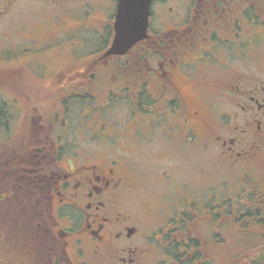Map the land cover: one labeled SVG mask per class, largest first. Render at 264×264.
Instances as JSON below:
<instances>
[{"label": "flooded vegetation", "instance_id": "af4514ba", "mask_svg": "<svg viewBox=\"0 0 264 264\" xmlns=\"http://www.w3.org/2000/svg\"><path fill=\"white\" fill-rule=\"evenodd\" d=\"M117 2L0 0V241L27 264H217L194 225L264 224V0H151L146 37L105 55ZM101 95L125 120L86 121Z\"/></svg>", "mask_w": 264, "mask_h": 264}, {"label": "rangeland", "instance_id": "374dc122", "mask_svg": "<svg viewBox=\"0 0 264 264\" xmlns=\"http://www.w3.org/2000/svg\"><path fill=\"white\" fill-rule=\"evenodd\" d=\"M99 14H101V13H98V15ZM84 52H85V50H84ZM86 58H87V56H85V58L83 56H81V61H82L81 63L85 64ZM1 67H2V65L0 64V68ZM4 68H6V67H4ZM18 74L22 77V74H24V73L18 72ZM106 78H109V79L111 78V73L109 71L106 72ZM31 80H35V78L34 79L32 78ZM30 83L31 82H29L31 90L35 91V87L33 86V84L31 85ZM104 98H105V96L101 95V97H97L96 99L92 98L91 101H88V102L83 104L84 107H86L87 109H89L91 111L90 114L86 117V119H87L86 121H89V120H91V118H93V116L91 114L94 112H96V115H101V114L104 115L105 120L108 123H111V122H115V123L119 122L120 123L123 120H125V116L123 113H125L127 105H125L122 102V99L119 97L113 98V99L107 101V103H108L107 105H104L103 104L105 101ZM96 101H98V104L96 103ZM90 103H92V104H90ZM96 104H97V106H95V108H93V105H96ZM74 108H75V113L72 114V121H75L76 125H78L77 120L79 119V117H78V115L80 113L79 108H82V107H81V105H76ZM75 118H76V120H75ZM14 119H17V116H15ZM107 127L109 128V125ZM9 132H12V134L17 133V134H14V139H20L21 135H23L24 131L23 130H9ZM71 134L75 135V134H77V132L75 130H73L72 132H70V135ZM15 143L19 144V142H15ZM122 148L125 152L130 151V152L135 154V159H136L135 164L138 165L139 167H141L142 169H145L144 167L146 165L143 166L142 163H140V162L146 161L148 155H151V157H152L155 153V151L152 150L151 148L146 149V152H145V148H144V153L146 154V155H144L143 152L141 153V151H140L141 148L135 144H124L122 146ZM112 153H114L113 150H112ZM194 153L195 152L192 150V154H194ZM188 154H189L188 155V157H189L188 164H189V162H190V164H193L195 160L199 159V157H194L195 154L193 156L192 155L190 156V153H188ZM204 159H205V157L202 158V160H204ZM148 164H152V163L148 160L147 165ZM230 183H231V187L235 186V184H233V180H231ZM194 190L196 191V189H194ZM224 190H226V192L229 193L228 194L229 196H232V195L236 196V193L239 192L241 189H224ZM242 190H244V189H242ZM211 201L212 200H208V202H211ZM255 207L258 208L257 206H255ZM215 228H216L215 225L207 226L204 224V226H199L196 224L193 226V232L195 233L196 236L200 237L201 240H203V242L206 245H208L207 249L209 250V253H211V255L216 257L217 264H225V262H226V264H232L233 261H230L231 257L229 256V254L236 255L237 252L232 251L231 253H228V251H227L228 238H229V235H231V233L228 231L229 228L226 225L224 226L222 237L220 236L221 230L218 229L220 231V235H219V231H218L217 232V236L219 235L218 239H217L218 242L214 243L213 241H211L210 236H212V231H214V234H215V231H216ZM252 232H256L257 234H264V224H256L252 228ZM2 233H3V231L1 230L0 231V240L3 237ZM215 239H216V236H215ZM9 241L10 242L7 241V244L9 247H7L6 250H7V252L11 251V253H8V255L11 254V256L14 257L13 258L14 261L11 263H8V264H25V263L27 264V245L23 244V243L20 244L19 242H14V240H9ZM5 248H6V246L2 245V243L0 241V250L4 251ZM221 249H222V251H221ZM225 250L227 251L226 253H225ZM252 252L256 253V250H254ZM170 262L168 261V264H170ZM241 264H245V260H242Z\"/></svg>", "mask_w": 264, "mask_h": 264}, {"label": "water", "instance_id": "95a60500", "mask_svg": "<svg viewBox=\"0 0 264 264\" xmlns=\"http://www.w3.org/2000/svg\"><path fill=\"white\" fill-rule=\"evenodd\" d=\"M151 0H118L114 17V34L105 55L123 54L146 37Z\"/></svg>", "mask_w": 264, "mask_h": 264}, {"label": "trees", "instance_id": "16d2710c", "mask_svg": "<svg viewBox=\"0 0 264 264\" xmlns=\"http://www.w3.org/2000/svg\"><path fill=\"white\" fill-rule=\"evenodd\" d=\"M4 120V114L0 111V122H3ZM242 234L243 233H240L237 239H235L232 234L229 235L227 251L228 253H231L232 251L237 252L236 255L229 254L231 257L230 261H233L232 264H241L242 260H245V264H264V234H257L256 232H253L250 236H244ZM6 249L7 246L4 251L0 250V264H8L14 261V257H12L11 254L8 255V253H11V251L7 252ZM254 250H256V253L252 252ZM227 251L225 250V253ZM198 260H201V258L187 256L185 252H182L181 255L171 258L170 264H198L195 262ZM211 261L212 260L209 259L207 262ZM204 263L205 262L203 259L201 264Z\"/></svg>", "mask_w": 264, "mask_h": 264}]
</instances>
